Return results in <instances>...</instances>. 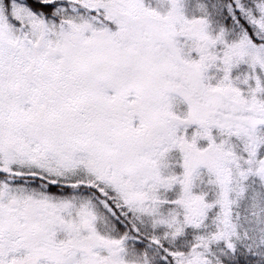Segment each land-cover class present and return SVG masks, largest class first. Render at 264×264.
Listing matches in <instances>:
<instances>
[{
    "label": "snow or ice",
    "instance_id": "1",
    "mask_svg": "<svg viewBox=\"0 0 264 264\" xmlns=\"http://www.w3.org/2000/svg\"><path fill=\"white\" fill-rule=\"evenodd\" d=\"M0 264H264V0H0Z\"/></svg>",
    "mask_w": 264,
    "mask_h": 264
}]
</instances>
